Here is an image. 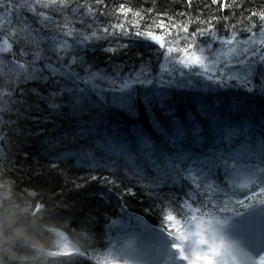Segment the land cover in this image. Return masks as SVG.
<instances>
[{
    "label": "snow or ice",
    "instance_id": "snow-or-ice-1",
    "mask_svg": "<svg viewBox=\"0 0 264 264\" xmlns=\"http://www.w3.org/2000/svg\"><path fill=\"white\" fill-rule=\"evenodd\" d=\"M182 2L169 12L128 0H0V167L31 141L57 157L53 167L87 164L85 181L106 173L113 185L131 176L167 187L178 179L190 191L177 207L191 201L200 213L188 223L162 215L184 264H264V255L235 249L204 219L209 208L232 210L220 206L225 177L231 188L241 176L251 184L253 195L238 206L264 203V124L248 115L253 98L264 101V7ZM136 49L147 55L125 63ZM112 112L143 114L158 135L133 124L130 141L105 123ZM65 121L71 132L61 131ZM126 247L123 260L95 264H133L135 244Z\"/></svg>",
    "mask_w": 264,
    "mask_h": 264
},
{
    "label": "trees",
    "instance_id": "trees-1",
    "mask_svg": "<svg viewBox=\"0 0 264 264\" xmlns=\"http://www.w3.org/2000/svg\"><path fill=\"white\" fill-rule=\"evenodd\" d=\"M241 2L251 10L264 7V0ZM194 4L200 10L201 0H194ZM128 6L162 8L169 12L185 7L182 0H155V4L152 0H128ZM235 20L233 18L232 22ZM137 52L147 55V50L136 49L125 58V63H135ZM175 99L182 102L180 97ZM262 112L264 101L253 98L248 115L260 122L257 128L264 124ZM104 116L106 124H115L130 141L133 124L142 126L154 137L158 135L143 114L135 119L115 112ZM72 127L71 122L65 121L61 131L71 132ZM17 147L22 150L14 151L10 167H0V264H95L134 236L144 235L156 240L168 235L162 215L169 211L185 223L191 215H200L194 212L197 205L191 201L177 207L178 198L190 191L188 185L178 179L167 187L162 183L138 182L131 176L127 179L116 176L117 183L113 185L106 182V173L104 180L85 181L88 174L83 169L88 165L82 161L67 159L56 168L50 161L57 157L50 155L39 142L30 141L26 146ZM59 150L58 142L55 151ZM227 180L225 177L221 184L227 194L219 200L220 206L232 210L209 208L204 219L224 220L243 215L250 216L253 224L262 222L264 225V203L248 201L246 205H237V201L245 199L246 192L253 195L250 182L241 176L231 188ZM245 184L249 186L243 187Z\"/></svg>",
    "mask_w": 264,
    "mask_h": 264
},
{
    "label": "rangeland",
    "instance_id": "rangeland-1",
    "mask_svg": "<svg viewBox=\"0 0 264 264\" xmlns=\"http://www.w3.org/2000/svg\"><path fill=\"white\" fill-rule=\"evenodd\" d=\"M205 220H213V226L218 235L235 249L247 253L253 258L264 255V227L260 224L252 226L250 219H245L240 215L224 218V220H219L220 223H215L212 218ZM130 242H133L137 249V254L133 257V264H136V262L138 264H184V261L179 259L178 253L173 247L176 240L170 235L156 243H147L139 237L136 239L131 238ZM128 253L129 249L125 244L114 249V252L105 255L103 259L114 255L123 260V254ZM121 264H123V261H121Z\"/></svg>",
    "mask_w": 264,
    "mask_h": 264
}]
</instances>
